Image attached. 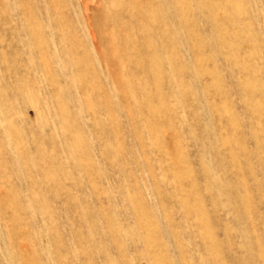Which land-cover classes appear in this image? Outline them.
<instances>
[{"label":"rangeland","instance_id":"374dc122","mask_svg":"<svg viewBox=\"0 0 264 264\" xmlns=\"http://www.w3.org/2000/svg\"><path fill=\"white\" fill-rule=\"evenodd\" d=\"M0 264H264V0H0Z\"/></svg>","mask_w":264,"mask_h":264}]
</instances>
